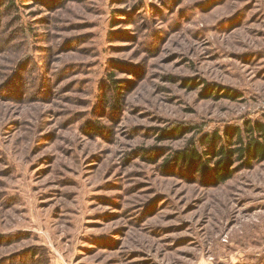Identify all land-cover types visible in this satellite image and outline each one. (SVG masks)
<instances>
[{
	"label": "rangeland",
	"instance_id": "rangeland-1",
	"mask_svg": "<svg viewBox=\"0 0 264 264\" xmlns=\"http://www.w3.org/2000/svg\"><path fill=\"white\" fill-rule=\"evenodd\" d=\"M258 125L264 0H0V264H264Z\"/></svg>",
	"mask_w": 264,
	"mask_h": 264
},
{
	"label": "trees",
	"instance_id": "trees-1",
	"mask_svg": "<svg viewBox=\"0 0 264 264\" xmlns=\"http://www.w3.org/2000/svg\"><path fill=\"white\" fill-rule=\"evenodd\" d=\"M258 132L259 140L256 138L255 134ZM215 139H211V141L214 142L217 141V135L215 136ZM236 140L234 143H230L232 145H239V147L233 151V153H230V151L225 148L221 147L219 150L216 151L218 156H235V153H237V156L239 158H245V159H253V160H260L264 159V126L258 125L255 129V132L251 130V137L249 141H244L242 139L241 133L237 132L235 137ZM211 143V142H209ZM232 152V151H231ZM232 154V155H231ZM184 159L190 158L191 163L197 164V162H201V158L198 154L195 152H192L190 155H183ZM180 158H178L179 160ZM222 171V170H221ZM220 170H216L215 177L216 179L221 180L222 182H225L228 178H225Z\"/></svg>",
	"mask_w": 264,
	"mask_h": 264
}]
</instances>
